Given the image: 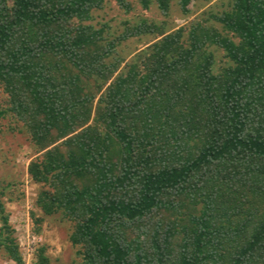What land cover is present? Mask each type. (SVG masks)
Wrapping results in <instances>:
<instances>
[{
	"label": "trees",
	"instance_id": "obj_1",
	"mask_svg": "<svg viewBox=\"0 0 264 264\" xmlns=\"http://www.w3.org/2000/svg\"><path fill=\"white\" fill-rule=\"evenodd\" d=\"M106 1L0 0V120L36 150V206L72 223L77 264H264V0L112 38L90 23ZM137 1L168 16L173 0ZM2 195L0 250L24 264Z\"/></svg>",
	"mask_w": 264,
	"mask_h": 264
},
{
	"label": "rangeland",
	"instance_id": "obj_2",
	"mask_svg": "<svg viewBox=\"0 0 264 264\" xmlns=\"http://www.w3.org/2000/svg\"><path fill=\"white\" fill-rule=\"evenodd\" d=\"M128 1L132 9L126 12L114 0H107L103 9L93 12L90 23L98 27L107 24L110 27V38L122 33L128 24L135 26L142 19L157 24L164 23L166 31L170 32L180 27L188 29L195 21L207 20L208 13L227 9L229 0H192L190 12L186 15L182 13L177 0H173L168 16H164L155 3L149 9H144L137 0ZM217 26L219 27L218 24ZM158 39L150 34L134 37L119 49L122 56L131 61L136 54L145 51ZM214 52L219 67L224 62V52ZM5 99L6 95L0 87V104L3 107L6 106ZM36 156V150L22 124L11 118L0 120V190L3 192L1 199L9 214L24 264H37L35 255L41 247L45 249L52 264H77L80 261L77 248L70 242L72 223L62 218L61 214L47 216L36 206L41 186L28 174L29 163ZM37 219L42 220L39 223ZM1 224L0 220V226ZM0 264L16 263L4 250H0Z\"/></svg>",
	"mask_w": 264,
	"mask_h": 264
}]
</instances>
